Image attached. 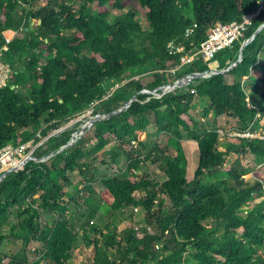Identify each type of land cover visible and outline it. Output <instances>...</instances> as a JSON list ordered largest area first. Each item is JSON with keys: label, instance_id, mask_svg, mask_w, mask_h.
<instances>
[{"label": "trees", "instance_id": "obj_1", "mask_svg": "<svg viewBox=\"0 0 264 264\" xmlns=\"http://www.w3.org/2000/svg\"><path fill=\"white\" fill-rule=\"evenodd\" d=\"M35 2L0 0V48L6 46L4 59L14 69L9 84L0 87V148L31 141L33 157L52 155L30 160L0 181V246L14 206L18 220L8 235L20 244L15 251L0 252V264H40L42 259L29 257L34 241L43 246L40 257L68 264L78 235L64 214L69 207L78 212L84 240L92 246L89 264H264V199L249 205L264 195V182L244 178L257 164L264 166V138L227 135L221 149L218 128L203 121L227 116L235 120L236 130L261 127L264 25L229 70L196 77L159 97L150 93L210 69L196 57L171 71L179 53L168 51L170 41L183 40L197 49L217 21L240 20L258 11L242 37L214 55L218 69L227 68L238 58L242 41L264 23V0H47L34 8ZM189 25L195 32L185 39ZM134 94L123 110L92 124V137L83 135L58 151L86 118L110 113ZM196 97L205 102L198 114L193 110ZM150 115L156 128L174 139L176 152L153 155L131 149L127 172L102 181L113 211L141 205L144 224L138 229L131 219L121 235L109 224L91 227L90 202L63 199L72 183L69 172L77 170L91 188L99 169L90 155L115 142L107 150L115 160L123 150L121 141L137 139ZM184 135L196 141L199 151L191 179L180 143ZM237 150L251 153L256 167L226 160ZM149 161L158 162L164 180L130 174ZM137 190L144 196L137 198ZM52 212L60 217L52 224L43 222ZM89 230L95 234L89 236Z\"/></svg>", "mask_w": 264, "mask_h": 264}, {"label": "rangeland", "instance_id": "obj_2", "mask_svg": "<svg viewBox=\"0 0 264 264\" xmlns=\"http://www.w3.org/2000/svg\"><path fill=\"white\" fill-rule=\"evenodd\" d=\"M46 1L47 0H36L33 7L38 8L42 6L44 3H46ZM138 18L142 20L141 13L138 14ZM35 23L36 20L32 19L31 24H35ZM22 31L25 32L26 30H22ZM261 58L264 59V54L261 55ZM41 61H44V59H42ZM17 64H18L17 66L20 69L23 68V64L21 60H19ZM12 70L14 71L13 68ZM140 77L141 75L140 76L136 75L135 79H139ZM146 81L147 79H142L143 84H145ZM133 96L136 97V94H134ZM204 105L205 102L200 97H196L193 106V110L195 111L194 113L198 114L199 111L202 110ZM99 115L104 116L106 114L100 113ZM149 117H150L149 124L145 129L138 131L137 139H132L131 141H128L127 139H123L121 141L122 142L121 147L123 148V150L121 154L115 157V160H113L111 158V155L107 153L108 148L110 146H113L115 142L113 143L111 142L107 144L105 147L96 151V153L90 155L89 160L93 162L99 169V173L96 176V179L90 184L91 188L84 185L81 179L82 177L81 175H79L77 170L69 172V176L71 178L72 183L65 188L66 191L63 196V199L68 201L72 197L75 198L78 197L81 202L83 201V199L88 200L92 205V207L94 208V212L89 221L91 227L93 226L96 229H102L105 227V225L109 224L110 228H115L117 233L121 235L122 231L127 227V224L131 219H133V224L136 227H138V229H140L141 226L144 224L143 206L141 205L128 206L125 207L123 210L113 211V208L110 206V202L112 201V198L105 192V187L102 181L107 177L113 176L115 173L116 174L125 173L126 171L125 161L128 159L127 152L131 149H139L143 154L153 153V155L157 154L159 151L162 152V150H166V152H168L169 154H174L176 152L174 139H171L167 133L161 132L156 128L153 115H150ZM88 119L89 118H86L83 121V123H81V125L86 123ZM203 121L212 127L218 128L221 135V144H222L220 146L221 149H223V141L226 139L225 137L227 135L234 136L230 134L232 133V131L236 130L233 129V126L235 124V120L233 118L227 116H220L217 118L213 116H209L203 119ZM260 124L261 127L258 129V134H262V131L264 130V118L261 119ZM89 129L82 132L78 138H80L83 135H86L85 137H92L93 132L91 131V129L90 130ZM180 143L182 145L183 152L187 159L186 177L187 179H191L194 175V170L198 164L199 151H198L197 143L193 139L189 138L187 135H184V137L180 140ZM143 154H141V157ZM49 155L50 154H47L43 157H47ZM235 159H239L242 162V164L246 167L255 166L257 164V160H255L253 155L248 151L237 150L230 152L228 155H226V160H228L229 162H233ZM141 167H142L141 169H134L130 174H135V176H138L139 174L143 173V175H146L153 180L162 181L165 179V174L159 167L157 161L145 162L144 164H141ZM252 171L253 172H249L244 175V178L247 181L252 182L254 179H256L255 176H257V177H262V180L264 182V166L258 165ZM134 194L138 198L144 196L145 192L143 190H137L135 191ZM263 199H264V195L263 196L257 195L252 201L249 202V205L253 206ZM164 205L165 207H168L170 205L168 198H166V202ZM242 208L247 209L246 206H243ZM10 212H11L10 223L4 225L2 228V231L6 233V236L3 239L2 244L0 246L1 253L8 252L11 250L15 251L20 246L19 241H15L13 238H11L8 235L11 225L16 224L18 220L17 206L12 207L10 209ZM64 214L71 220V222L73 221L72 223L76 227L78 234L74 248L72 250V258L70 259L68 264H89L92 257V246L88 245L84 240L83 229L81 228V220L78 216V212L73 208L69 207ZM59 217L60 216L57 212H52L43 216V222L52 224L53 221H55ZM89 232H90L89 236L95 234L90 230ZM29 246L30 247L28 249V253L31 261L40 258L42 259L40 261V264H54L49 259L40 257L42 256L41 247L43 246L39 242L37 243L35 241L31 242ZM157 247L158 245L156 246V248Z\"/></svg>", "mask_w": 264, "mask_h": 264}, {"label": "built area", "instance_id": "obj_3", "mask_svg": "<svg viewBox=\"0 0 264 264\" xmlns=\"http://www.w3.org/2000/svg\"><path fill=\"white\" fill-rule=\"evenodd\" d=\"M258 11L246 13L240 20H233L227 23L217 21L209 28L206 38L200 42V47L195 49L192 45L187 47L183 40H172L167 44L170 53H179V63L171 71L176 68L187 65L194 58H203L208 62L211 69H217L214 66V55L221 49L230 46L235 40L242 37L243 33L252 24ZM195 32V26L189 25L184 29L185 39H189ZM193 42H191L192 44ZM6 46L0 48V87L7 86L13 72L11 64L3 57ZM4 50V51H3ZM153 96L159 97L157 92H150ZM235 136L246 138H264L263 134H258V130L247 128L246 130H234L230 133ZM31 141L13 144L8 143L0 148V181L13 170L23 167L28 161H39L38 158L32 157V151H28ZM31 158L29 160H26Z\"/></svg>", "mask_w": 264, "mask_h": 264}, {"label": "water", "instance_id": "obj_4", "mask_svg": "<svg viewBox=\"0 0 264 264\" xmlns=\"http://www.w3.org/2000/svg\"><path fill=\"white\" fill-rule=\"evenodd\" d=\"M264 25L261 24L257 27V29L251 34V36H249L248 38H245L242 43H241V46H240V50H239V55H238V58L233 62L231 63L227 68H224V69H209V70H206V71H203V72H192V73H189V74H186L180 78H177L175 79L172 83L166 85L163 87V89H161L160 92H157L159 95H162L163 93L165 92H168V91H171L177 87H182V86H185L186 84H188L191 80H193L194 78L196 77H206V76H209L211 74H214V73H219V72H224V71H227L229 70L230 68H232L237 62H239L242 58V51L245 47V45L250 42L254 36L258 33V31L262 28V26ZM150 92V91H149ZM151 92H156V91H151ZM135 99V96H132L127 102H125L122 106L118 107L117 109H114L113 111H111L110 113H107L106 115L104 116H101L99 114H96L95 116H93L92 118H89L86 123H84L83 125L80 126V130L79 131H75L73 132L72 134V137L71 139L69 140V142H67L66 144L60 146V148L58 149L59 150H62L63 148H65L66 146L72 144L74 141H76L78 139V137L80 136V134L84 131H86L87 129H89L92 124L98 120V119H101V118H107L109 115L111 114H114L116 112H119L121 110H123L125 107H127L133 100ZM52 154H50L49 156H51ZM33 157V155H31ZM49 156L47 157H41V158H38L40 161L41 160H45L46 158H48ZM35 158V157H34ZM31 158H28L26 160H29Z\"/></svg>", "mask_w": 264, "mask_h": 264}, {"label": "crops", "instance_id": "obj_5", "mask_svg": "<svg viewBox=\"0 0 264 264\" xmlns=\"http://www.w3.org/2000/svg\"><path fill=\"white\" fill-rule=\"evenodd\" d=\"M216 65L218 66V62H217V61L214 62V66H216ZM258 165H261V164H257V166H258ZM251 172H253V171H251ZM255 177H256V178H261V179H262V177H257V176H255Z\"/></svg>", "mask_w": 264, "mask_h": 264}, {"label": "bare ground", "instance_id": "obj_6", "mask_svg": "<svg viewBox=\"0 0 264 264\" xmlns=\"http://www.w3.org/2000/svg\"><path fill=\"white\" fill-rule=\"evenodd\" d=\"M215 62V61H214ZM205 63V62H204ZM218 67V66H217ZM115 89V88H114ZM174 91V90H173ZM178 91V90H177ZM182 92V91H181ZM106 96V95H105ZM131 209V208H130ZM37 243V242H36Z\"/></svg>", "mask_w": 264, "mask_h": 264}]
</instances>
